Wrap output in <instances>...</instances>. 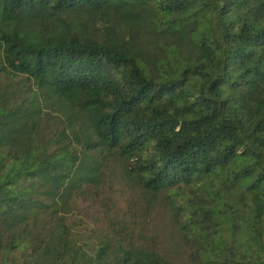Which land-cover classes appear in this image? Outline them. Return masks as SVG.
<instances>
[{
	"label": "trees",
	"instance_id": "trees-1",
	"mask_svg": "<svg viewBox=\"0 0 264 264\" xmlns=\"http://www.w3.org/2000/svg\"><path fill=\"white\" fill-rule=\"evenodd\" d=\"M0 264H264V0H0Z\"/></svg>",
	"mask_w": 264,
	"mask_h": 264
},
{
	"label": "rangeland",
	"instance_id": "rangeland-1",
	"mask_svg": "<svg viewBox=\"0 0 264 264\" xmlns=\"http://www.w3.org/2000/svg\"><path fill=\"white\" fill-rule=\"evenodd\" d=\"M118 189H120L122 193L119 196L115 195L117 202L113 206L112 200L109 199V204H111V206H109L106 211L104 210L101 200L97 202H85L83 200L75 201V206L70 216L74 230L72 237L78 238L76 239V241L80 242V238H87L89 242H92L95 238H97L100 233L104 231L108 226V214H115V212L113 211L115 206H123V208H119V212L127 210V207H129V205L127 204L129 192L125 191V188L120 185L118 186ZM164 216L165 215H163L164 220H162L161 222L166 224V217Z\"/></svg>",
	"mask_w": 264,
	"mask_h": 264
}]
</instances>
